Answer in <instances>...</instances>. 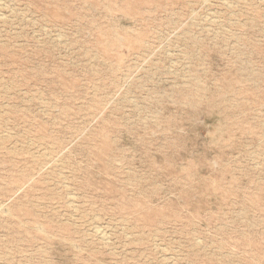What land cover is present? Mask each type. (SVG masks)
<instances>
[{"label":"rangeland","instance_id":"obj_1","mask_svg":"<svg viewBox=\"0 0 264 264\" xmlns=\"http://www.w3.org/2000/svg\"><path fill=\"white\" fill-rule=\"evenodd\" d=\"M0 264H264V0H0Z\"/></svg>","mask_w":264,"mask_h":264},{"label":"bare ground","instance_id":"obj_2","mask_svg":"<svg viewBox=\"0 0 264 264\" xmlns=\"http://www.w3.org/2000/svg\"><path fill=\"white\" fill-rule=\"evenodd\" d=\"M98 233V232H97ZM99 234V233H98Z\"/></svg>","mask_w":264,"mask_h":264}]
</instances>
